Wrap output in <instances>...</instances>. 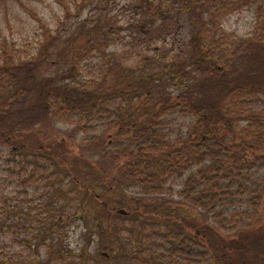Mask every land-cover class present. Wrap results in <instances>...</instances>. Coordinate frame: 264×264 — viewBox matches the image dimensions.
Segmentation results:
<instances>
[{"label": "trees", "instance_id": "trees-1", "mask_svg": "<svg viewBox=\"0 0 264 264\" xmlns=\"http://www.w3.org/2000/svg\"><path fill=\"white\" fill-rule=\"evenodd\" d=\"M140 1L131 35L171 32L166 4ZM242 4L256 9V30L226 46L218 20ZM181 12L196 17L185 22L203 56L169 63V76L106 59L112 26L101 19L75 28L57 61L70 65L51 78L28 70L60 45L46 25L38 62L3 51L0 264H87L65 242L69 209L83 221L98 211V241L117 248V264H264V0H185ZM219 48L223 73L213 67ZM62 120L72 129L59 141L38 139ZM137 187L153 196L124 194Z\"/></svg>", "mask_w": 264, "mask_h": 264}, {"label": "rangeland", "instance_id": "rangeland-1", "mask_svg": "<svg viewBox=\"0 0 264 264\" xmlns=\"http://www.w3.org/2000/svg\"><path fill=\"white\" fill-rule=\"evenodd\" d=\"M161 2L166 4L165 8L170 9L168 12L170 21L166 22L168 23L166 29L171 32L165 33L162 37H167L164 39L162 37L153 39V34L151 37L145 35V32L141 34L136 30L131 35L130 19L139 18L138 14L142 13V8L146 6L140 0H0V58L3 56V51L7 50L9 53L18 52L24 62H29V60L38 62L41 57L35 56L41 49L40 44L44 42L43 27L46 25L53 31L60 45L50 57H47L44 63L40 62L38 67L29 63L28 70L32 71L34 68V73H37L41 78H51L57 74L58 70L62 71L63 66L68 68L70 65L63 61L59 66L57 61L60 53L69 49L66 43L75 28L82 25L92 26L96 24L94 20L101 19L111 23L112 26V37L104 47V52L107 55L105 57L106 59L112 57L118 61L120 68H128L133 71L144 67L153 75L159 76L161 73H166L169 76L170 69L167 71L166 68L169 63L183 65L195 56L196 61L201 65L203 55L201 52H196V49L202 45L201 39L203 38H198L196 27H189L185 22L186 18L196 17L182 14L181 9L185 0H161ZM217 24L222 34L219 38L231 37L230 42L225 44L226 46L231 44L234 39L249 38L257 27L256 9L251 5L242 4L235 10L226 12ZM59 36L61 40H59ZM13 44L16 48L13 47ZM223 53L224 48L215 51L213 64V67L222 73L226 69V65L220 59L222 55L224 56ZM145 60L147 63L150 60H157L156 65L159 68L154 69L156 68L154 63L151 67L147 66ZM197 67L199 66L197 65ZM191 70L193 68H190ZM79 74L84 76L83 80H88L89 73L87 71ZM165 85L168 92L176 94L180 91L174 79L167 80ZM185 118L181 116L179 121L189 123L192 120V118L189 120ZM43 126L49 131L46 133V137L41 136L42 138L38 139L46 144L59 141L68 130L72 129L63 120L47 121ZM66 143L68 144V141ZM124 194L134 200L141 196H153L152 194H142L140 187L125 190ZM23 197L25 198V194ZM30 198L31 196L24 199L25 208L30 207L28 202ZM173 200L181 202L178 197ZM120 209L128 210L125 206H120ZM72 212V209L68 210V215L62 223L68 231L64 238L73 250L71 254L83 255V260L87 264H117L112 258L113 251L117 252V248H112L107 239L103 242L98 241L100 233L94 225L95 214L98 211L90 209L89 213H85L87 219L84 221L80 219L81 213ZM134 227L138 228L137 225ZM96 232L99 233V236L95 237ZM131 247L130 245L128 249ZM19 249L22 252L26 250L24 247ZM80 249H84V251H80ZM108 254H111V257H107Z\"/></svg>", "mask_w": 264, "mask_h": 264}, {"label": "water", "instance_id": "water-1", "mask_svg": "<svg viewBox=\"0 0 264 264\" xmlns=\"http://www.w3.org/2000/svg\"><path fill=\"white\" fill-rule=\"evenodd\" d=\"M118 213L124 216L127 215V211L124 209L119 210Z\"/></svg>", "mask_w": 264, "mask_h": 264}]
</instances>
